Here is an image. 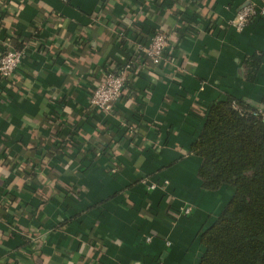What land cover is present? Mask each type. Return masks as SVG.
Here are the masks:
<instances>
[{
	"label": "crops",
	"instance_id": "obj_1",
	"mask_svg": "<svg viewBox=\"0 0 264 264\" xmlns=\"http://www.w3.org/2000/svg\"><path fill=\"white\" fill-rule=\"evenodd\" d=\"M248 3L264 0H0V53L23 52L0 78V264H198L233 187L202 188L190 145L213 100L262 107L264 17L228 24ZM155 28L165 60L130 74L109 114L91 109L108 65ZM76 149L95 159L83 168Z\"/></svg>",
	"mask_w": 264,
	"mask_h": 264
},
{
	"label": "trees",
	"instance_id": "obj_2",
	"mask_svg": "<svg viewBox=\"0 0 264 264\" xmlns=\"http://www.w3.org/2000/svg\"><path fill=\"white\" fill-rule=\"evenodd\" d=\"M16 46L20 48L21 43ZM262 55L256 51L244 57L247 81L255 79ZM261 103L262 107L230 95L213 100L190 145L189 153L199 159L197 176L202 188L233 187L214 220L199 233L203 252L198 264H264V96ZM53 137L56 144L64 142L56 133ZM74 152L83 168L95 159L96 151ZM36 175L30 169L29 177ZM59 186L77 192L75 184Z\"/></svg>",
	"mask_w": 264,
	"mask_h": 264
},
{
	"label": "built area",
	"instance_id": "obj_3",
	"mask_svg": "<svg viewBox=\"0 0 264 264\" xmlns=\"http://www.w3.org/2000/svg\"><path fill=\"white\" fill-rule=\"evenodd\" d=\"M256 16L264 17V5L256 6L254 3H248L237 12L228 24L240 30L248 24L251 17L255 18ZM119 32V36L123 35L122 30ZM168 41V34L159 28H155L151 31L147 41L143 44L138 43L136 48L133 49V54L131 53L123 63L108 65L103 77L95 83L89 94V107L102 115L109 114L115 101L122 95L130 74L136 73L140 67L144 68L149 63L157 66L165 60V49ZM22 55V49L17 48H7L0 53L1 79L10 80L13 78L21 62ZM163 183L165 184L166 181H163ZM159 184L150 181L147 186L149 189H153ZM190 210L189 206L181 209L184 213H188Z\"/></svg>",
	"mask_w": 264,
	"mask_h": 264
}]
</instances>
